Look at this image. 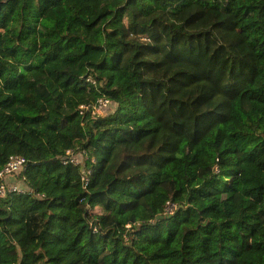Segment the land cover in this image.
<instances>
[{
  "label": "trees",
  "instance_id": "trees-1",
  "mask_svg": "<svg viewBox=\"0 0 264 264\" xmlns=\"http://www.w3.org/2000/svg\"><path fill=\"white\" fill-rule=\"evenodd\" d=\"M13 155L0 264H264V0H0Z\"/></svg>",
  "mask_w": 264,
  "mask_h": 264
},
{
  "label": "built area",
  "instance_id": "built-area-1",
  "mask_svg": "<svg viewBox=\"0 0 264 264\" xmlns=\"http://www.w3.org/2000/svg\"><path fill=\"white\" fill-rule=\"evenodd\" d=\"M109 104L110 101H108L107 99H100L98 103L93 107V113L98 115L104 114ZM84 159H87L86 152L83 151L81 153L75 154L74 152L69 150L67 151V155L64 158V163L72 162L75 164H81ZM25 165L26 158L23 156L13 155L9 158L6 165L2 168V170H0V179H2V182L0 184V198L7 195V193H21L27 191L24 187H22V185L11 181V177L20 174L25 168ZM89 174L90 171H87L82 177L85 186H87L89 183ZM168 208H171L170 213H172L174 206L172 204H169L166 208V213H169L167 212Z\"/></svg>",
  "mask_w": 264,
  "mask_h": 264
},
{
  "label": "rangeland",
  "instance_id": "rangeland-1",
  "mask_svg": "<svg viewBox=\"0 0 264 264\" xmlns=\"http://www.w3.org/2000/svg\"><path fill=\"white\" fill-rule=\"evenodd\" d=\"M154 58H156V57H154ZM178 67H180V66L179 65L170 64V65H168L166 67L163 66L159 70H156L154 73H155L156 76H159L161 79H164V80H170L171 79V83L170 84H171L172 89L174 91V90H177L180 87L181 83L185 82L188 79V77L185 74L175 73V70ZM185 71H187L190 74H192L191 76H193V74H194L193 70L186 69ZM108 110H109V112H111L113 110V107L109 108ZM167 212L170 213L171 212V208H168Z\"/></svg>",
  "mask_w": 264,
  "mask_h": 264
}]
</instances>
